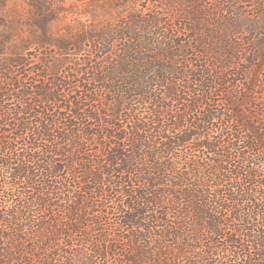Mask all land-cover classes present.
I'll list each match as a JSON object with an SVG mask.
<instances>
[{"label":"trees","instance_id":"1","mask_svg":"<svg viewBox=\"0 0 264 264\" xmlns=\"http://www.w3.org/2000/svg\"><path fill=\"white\" fill-rule=\"evenodd\" d=\"M9 1L0 264H264V0H107L54 61L14 50Z\"/></svg>","mask_w":264,"mask_h":264},{"label":"rangeland","instance_id":"2","mask_svg":"<svg viewBox=\"0 0 264 264\" xmlns=\"http://www.w3.org/2000/svg\"><path fill=\"white\" fill-rule=\"evenodd\" d=\"M50 2L51 9L56 13V17L50 22V34L44 37V2ZM10 0V8L5 13L12 34V46L18 53H31L36 59L39 57L45 60H55L59 56L55 42L62 40L68 32L66 30L68 22L74 23L79 13L83 11L100 15L102 20L107 19V0H99L82 4L78 0ZM47 2V3H48ZM252 13L251 4L246 8ZM48 14V12H46ZM76 22V21H75ZM48 38V39H47ZM52 40V41H50ZM50 41V43H47ZM80 57V56H79ZM32 62L29 67L33 69H44L41 60ZM82 63L74 56H70L66 64L77 65Z\"/></svg>","mask_w":264,"mask_h":264}]
</instances>
